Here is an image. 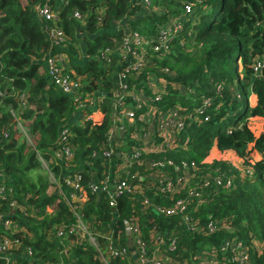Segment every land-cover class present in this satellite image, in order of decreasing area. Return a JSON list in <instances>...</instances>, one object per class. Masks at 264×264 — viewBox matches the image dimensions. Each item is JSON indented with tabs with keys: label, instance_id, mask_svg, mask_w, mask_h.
<instances>
[{
	"label": "trees",
	"instance_id": "obj_1",
	"mask_svg": "<svg viewBox=\"0 0 264 264\" xmlns=\"http://www.w3.org/2000/svg\"><path fill=\"white\" fill-rule=\"evenodd\" d=\"M143 1L28 0L23 5L21 0H0V91L4 92L0 97V170L4 175L0 183L12 189L10 199L23 209H10L6 202L0 201L1 214L23 228V232L9 235L20 242L9 255L13 259L11 264H103L91 246L76 243L72 236L57 237L58 227L72 224L75 219L49 181L35 151L52 163L50 170L56 177L61 178L63 170L71 174L80 171L84 192L92 180L99 182L108 175L112 178L120 160L117 155L105 156L104 151L110 149L107 132L118 62L113 57L112 65L106 68L97 57L102 50L119 47L125 28L148 40L156 34V27L181 17L187 6L191 7L189 21L184 23L183 18L184 31L174 33L168 53L163 56L146 48L148 66L138 86L143 85L146 93L147 73H152L185 89L182 93L168 87L157 103L158 108L166 111L181 107L197 120L185 124L178 136V147L154 158L164 157L176 165L195 163V178L185 192L175 195L150 190L146 182L141 186L151 202L171 207L173 202L185 199L190 190L202 192L206 179L212 184L215 179L229 182L227 187L203 191L205 201L195 215L203 224L210 220L228 222L231 231L211 236L179 232L178 249L169 253L172 260L203 263L206 252L196 255L198 251L214 254L224 240L233 237L249 247L253 242L264 243V131L256 136L252 122H248L253 117L264 120V68L259 77L252 74L254 59L264 56V0H149V9ZM44 2H49L60 14L67 36L63 48L50 43L45 32L49 24L39 19L34 10ZM74 10L82 15L83 21L72 18ZM193 19H197L195 23L191 22ZM49 53L68 56V68L75 77L86 76L82 91L104 95L100 107L76 110L72 98L53 84L47 69V74L40 73ZM163 69L170 74L160 73ZM132 84L136 86L133 81ZM22 96L26 97L23 106L19 103ZM252 96L254 105L249 103ZM207 99L212 100L209 106L204 105ZM202 109L204 112L200 114ZM10 110L27 127L30 143L11 123ZM79 112L81 118L76 117ZM86 115L92 119L86 120ZM3 127L8 131L6 139L2 137ZM63 128L70 132L74 149L75 167L69 169L56 163L52 156ZM186 141L187 145L180 147ZM131 148L128 143L117 147L120 152H130ZM136 171L144 173L143 168L135 166L130 174ZM166 172L174 171L167 168ZM61 190L69 197L70 188L61 184ZM83 200L84 220L98 232H111L114 248L127 246L124 224L137 218L149 243L145 216L137 212L138 197L122 195L113 208L101 196L88 193ZM28 249L30 256L26 253ZM250 256L252 264H264V250L258 254L251 248ZM0 264L5 262L0 259Z\"/></svg>",
	"mask_w": 264,
	"mask_h": 264
},
{
	"label": "built area",
	"instance_id": "obj_2",
	"mask_svg": "<svg viewBox=\"0 0 264 264\" xmlns=\"http://www.w3.org/2000/svg\"><path fill=\"white\" fill-rule=\"evenodd\" d=\"M149 4V0L143 1V5L147 9ZM34 10L39 19L49 24L45 27V32L50 43L56 48H63L67 36L61 26L60 14L53 9L49 2L37 5ZM190 14L191 7H185L181 17L169 19L165 23L166 27L148 40L139 33L125 28L119 47L115 50H102L97 57L106 68L112 65L113 57L118 62L115 74L116 86L113 89L111 100L110 125L107 132V142L110 149L104 151L105 156L117 155L120 160L115 165L112 178L108 175L99 182L92 180L88 184V191L84 192L81 186L80 171L71 174L63 170L62 177H56L50 170L52 163L35 151L41 166L48 173L49 181L55 185L57 192L62 196L75 219L72 224L59 226L56 230L57 237L72 236L76 243L91 246L97 251L103 264H114L113 261L116 259L123 261L119 264H188L187 261L180 263L172 260L169 256V253L178 249L179 232L189 235L211 236L218 232L231 231L228 222L210 220L203 224L201 219L195 215L197 208L205 201L203 200V191L212 187L214 189L219 186L227 187L229 182L224 183L223 180L215 179L212 184L206 179L202 183L204 189L202 192L196 189L190 190L185 199L173 202L175 204L171 207H162L151 202L144 195L145 191L141 186V183L146 182V186L150 190L154 189L160 194L175 195L185 192L191 180L195 178V163L181 162L180 165H176L171 161H165L166 158L164 157L161 159L154 158V156L166 153L172 147H178V136L183 131L185 124L197 120L193 113L187 114L181 107L166 111L158 108L157 103L161 101L162 95L168 91V87L181 90L182 93L185 89L175 82H169L164 77H155L152 73H147L146 93L143 90V85L138 86L148 66L146 48L152 52L161 53L163 56L168 53L174 39V33L184 31V23L189 21ZM71 16L77 21H83L82 15L77 10H74ZM181 44L183 45L182 42ZM44 61L51 81L62 93L72 98L76 110L100 107L104 95L98 92L84 93L82 91L81 77H75V73L68 68L69 60L66 54L49 53ZM253 63L252 74L256 78L260 76L264 68V56L254 59ZM159 72L166 75L170 74L167 69ZM132 81L136 83V86L132 84ZM220 90L221 88L218 87L217 92ZM3 96L4 92L0 91V97ZM25 101V96L19 98V103L22 106L25 105ZM211 103L212 100L207 99L204 105L209 106ZM9 112L11 123H14L16 130L20 131L30 143L28 129L23 121L17 117L13 110ZM203 112V109L199 110L200 114ZM89 119L92 117L86 115V120ZM205 119L207 120V118ZM2 131V137L6 139L8 136L7 128L3 127ZM127 132H129L128 136L126 135ZM70 136L68 129L63 128L58 137L60 143L52 150L55 162L63 164L65 169L75 167L72 163L74 149ZM126 143L132 145L131 151L120 152L117 147ZM186 145L187 141L180 147L184 148ZM135 166L143 168L144 173L140 174L136 171L134 174H130V170ZM167 168H172L174 172H166ZM0 178H4L2 170H0ZM61 184L70 188L69 197L62 192ZM11 192L12 189L7 188L2 182L0 183V201L6 202L10 209L23 210L16 200L10 199ZM88 193L98 196V198L103 197L110 208L116 205L117 199L122 195L138 197L140 205L137 212L145 216L149 243L145 241L141 233V226L137 218V220L131 219L124 224L127 246L119 249L114 248L111 232H98L84 220L81 210L85 204L84 196ZM160 194L155 196H160ZM208 196H211V193ZM170 200L173 201V199ZM116 219L117 216L115 215L113 220L116 221ZM0 228L2 229L0 232V259L5 264H11L13 259L9 255L19 247L20 242L12 240L9 235L23 232V228L12 221L8 215L1 214V212ZM252 245L249 247L236 237L226 239L220 244L216 253L211 254L208 253V250L205 251L206 260L200 264H252L251 248L256 253L261 254L264 250V243L253 242ZM26 253L30 256L31 250L28 249ZM217 253L221 259L217 258ZM201 254L197 253L196 255ZM209 257L212 258L211 261L208 260Z\"/></svg>",
	"mask_w": 264,
	"mask_h": 264
},
{
	"label": "rangeland",
	"instance_id": "obj_3",
	"mask_svg": "<svg viewBox=\"0 0 264 264\" xmlns=\"http://www.w3.org/2000/svg\"><path fill=\"white\" fill-rule=\"evenodd\" d=\"M21 2H22V4L24 5V4H27L28 3V0H21ZM149 9V8H148ZM195 20H197V19H193L191 22L193 23H195ZM166 26H165V23L164 24H161V25H159L158 27H156V29H155V32L157 33H159L160 31H162L163 30V28H165ZM189 34V33H188ZM240 70H241V63L238 61V72H240ZM81 77V81H85L86 80V76H80ZM156 77V76H155ZM234 81H235V74H234ZM231 87V86H230ZM236 87V85H235V82H234V88ZM231 91H233V89L231 88ZM98 93H100V92H98ZM251 98V97H250ZM249 103H250V105H254V103H255V99L252 97V99H249ZM80 116V117H79ZM81 114H77V116L76 117H78V118H81ZM77 123H81V121L80 120H77L76 121ZM248 122L249 123H251L252 122V127H253V132H254V134L256 135V136H258L259 135V133L260 132H263L264 131V120H262V119H260V118H255V117H253L252 119L250 118L249 120H248ZM81 125V124H80ZM19 133L20 134H22L20 131H19ZM23 135V134H22ZM200 254L201 253H203V252H200V251H198ZM204 252H205V250H204Z\"/></svg>",
	"mask_w": 264,
	"mask_h": 264
},
{
	"label": "crops",
	"instance_id": "obj_4",
	"mask_svg": "<svg viewBox=\"0 0 264 264\" xmlns=\"http://www.w3.org/2000/svg\"><path fill=\"white\" fill-rule=\"evenodd\" d=\"M40 73L43 74V73H46V64L44 62V65L42 67V69L40 70ZM47 74V73H46ZM253 97V96H252ZM252 97L250 99H252ZM254 98V97H253Z\"/></svg>",
	"mask_w": 264,
	"mask_h": 264
},
{
	"label": "water",
	"instance_id": "obj_5",
	"mask_svg": "<svg viewBox=\"0 0 264 264\" xmlns=\"http://www.w3.org/2000/svg\"><path fill=\"white\" fill-rule=\"evenodd\" d=\"M91 84H93V83H91Z\"/></svg>",
	"mask_w": 264,
	"mask_h": 264
}]
</instances>
